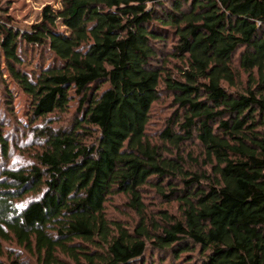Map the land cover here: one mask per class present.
I'll return each instance as SVG.
<instances>
[{
    "label": "trees",
    "instance_id": "obj_1",
    "mask_svg": "<svg viewBox=\"0 0 264 264\" xmlns=\"http://www.w3.org/2000/svg\"><path fill=\"white\" fill-rule=\"evenodd\" d=\"M160 44L178 66L156 65ZM0 72L31 99L38 141L33 165L0 172V264H153L149 243L175 263L264 264V0H61L28 30L0 16ZM147 188L181 218L149 215ZM117 196L135 227L108 219Z\"/></svg>",
    "mask_w": 264,
    "mask_h": 264
},
{
    "label": "rangeland",
    "instance_id": "obj_2",
    "mask_svg": "<svg viewBox=\"0 0 264 264\" xmlns=\"http://www.w3.org/2000/svg\"><path fill=\"white\" fill-rule=\"evenodd\" d=\"M50 5L54 9H59L61 6V0H0V16H9L14 20L15 26L22 30H28L30 26L39 22L42 9ZM173 44V43H172ZM172 44L164 46L160 44L157 49L160 53V60L164 61L168 59V62H172L171 66H178V62L171 60L169 57L172 52ZM32 54V53H31ZM39 55H36V60ZM159 64V65H160ZM174 69V68H172ZM11 91L14 95L12 99H8V91ZM10 102V104L8 103ZM12 106V109L9 107ZM31 106V99L26 97L10 77L0 72V120L5 123L6 135H11L10 141L13 147L11 156L7 160L0 161V172L5 169H20L34 164L29 149L36 147L38 141L35 139V134L32 133L29 126V112ZM77 106L71 109L69 114H65L53 119L58 126L67 127L69 122L73 120ZM176 106L174 99L171 95H164L162 103L155 107L153 120L149 127V131L153 137L158 138V134L164 129V123L171 118L176 112ZM13 110L14 116L23 125L18 127L11 115ZM199 148L189 146L186 151L192 153L194 158L199 156ZM198 170V169H196ZM164 187H167L164 185ZM166 194L169 191L165 189ZM144 202L147 206L148 214L156 217V220L160 221L162 213H167L169 216L180 219L181 212L179 204L176 201L167 200L162 198L156 189L147 188L144 191ZM25 206L22 203L21 208ZM107 217L111 221H117L123 223L129 228L135 227L139 223V216L132 211L128 205L126 198L123 196H117L112 198L106 205ZM152 244H148V254H154L153 264H200L202 255L200 252L195 251L193 253L185 254L179 261L173 262V258L170 253L155 251ZM9 248V246H6ZM25 259H28V264H37L35 260L31 259L28 255L23 254ZM69 262V260H66Z\"/></svg>",
    "mask_w": 264,
    "mask_h": 264
}]
</instances>
